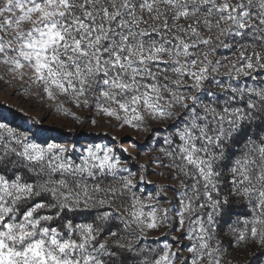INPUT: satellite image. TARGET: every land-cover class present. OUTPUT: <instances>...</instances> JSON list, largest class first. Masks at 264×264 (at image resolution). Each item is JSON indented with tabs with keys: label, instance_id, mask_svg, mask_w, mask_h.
Instances as JSON below:
<instances>
[{
	"label": "rangeland",
	"instance_id": "obj_1",
	"mask_svg": "<svg viewBox=\"0 0 264 264\" xmlns=\"http://www.w3.org/2000/svg\"><path fill=\"white\" fill-rule=\"evenodd\" d=\"M0 264H264V0H0Z\"/></svg>",
	"mask_w": 264,
	"mask_h": 264
},
{
	"label": "trees",
	"instance_id": "obj_2",
	"mask_svg": "<svg viewBox=\"0 0 264 264\" xmlns=\"http://www.w3.org/2000/svg\"><path fill=\"white\" fill-rule=\"evenodd\" d=\"M17 116H19V115H18V114H14V115H13V119H16ZM257 133H258V131L253 129V131H252V135H253V136H254V135L256 136Z\"/></svg>",
	"mask_w": 264,
	"mask_h": 264
}]
</instances>
